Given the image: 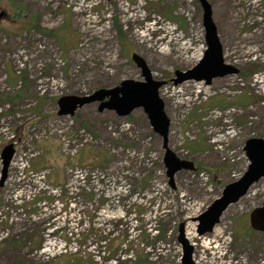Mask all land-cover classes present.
<instances>
[{
	"label": "rangeland",
	"instance_id": "374dc122",
	"mask_svg": "<svg viewBox=\"0 0 264 264\" xmlns=\"http://www.w3.org/2000/svg\"><path fill=\"white\" fill-rule=\"evenodd\" d=\"M208 2L224 62L239 71L174 86L175 72L205 51L196 0H0V132L25 140L2 185L0 156V264H180L181 224L195 264H264V233L251 232L248 219L263 202L264 179L213 232L198 237L193 222L244 171L246 140L264 139V0ZM132 53L164 83L170 150L197 168L177 173L173 188L161 139L141 109L130 121L99 113L98 104L57 116L58 97L142 82ZM227 131L232 138L217 140ZM73 151L71 161L95 177L67 173ZM21 153L31 164L25 174ZM44 169L61 195L32 177Z\"/></svg>",
	"mask_w": 264,
	"mask_h": 264
},
{
	"label": "water",
	"instance_id": "95a60500",
	"mask_svg": "<svg viewBox=\"0 0 264 264\" xmlns=\"http://www.w3.org/2000/svg\"><path fill=\"white\" fill-rule=\"evenodd\" d=\"M202 11V26L206 50L196 66L185 72H175L173 84L179 85L186 81L204 82L210 85L212 80L238 73V70L226 65L223 60V48L219 40L217 27L212 18L211 6L207 0H197ZM134 65L140 69L144 81H123L112 89H100L90 96H65L57 101L59 117H72L74 113L92 103H100L98 111L114 112L118 117L125 118L134 110L142 109L153 132L162 139L163 157L169 185L174 187V176L180 171H194L192 162L179 160L168 147L170 121L164 113L163 101L159 98L158 90L164 85L152 79L151 72L145 61L137 54L131 55ZM245 156L249 162L243 176L223 189L221 196L207 210L193 221L198 223L197 234L203 236L211 233L220 222L226 209L244 197L248 190L264 178V140L249 139L244 145ZM14 154L11 145L2 150V182L6 179L7 170ZM250 227L256 232H264V201L261 207L250 214ZM178 243L181 245V264H195L192 259L193 248L184 237L183 224L178 229Z\"/></svg>",
	"mask_w": 264,
	"mask_h": 264
},
{
	"label": "built area",
	"instance_id": "2783aa9c",
	"mask_svg": "<svg viewBox=\"0 0 264 264\" xmlns=\"http://www.w3.org/2000/svg\"><path fill=\"white\" fill-rule=\"evenodd\" d=\"M2 135H4L7 139H12L13 138V136L9 133V131L7 129H4L2 131ZM71 172H72V174L75 177H81V178H83V176H86L88 174L87 171H82V170H74V171H71ZM91 175H92V177H95L94 174H91ZM41 178H43V176H41ZM53 192L56 193L57 190H54Z\"/></svg>",
	"mask_w": 264,
	"mask_h": 264
},
{
	"label": "trees",
	"instance_id": "16d2710c",
	"mask_svg": "<svg viewBox=\"0 0 264 264\" xmlns=\"http://www.w3.org/2000/svg\"><path fill=\"white\" fill-rule=\"evenodd\" d=\"M170 19V18H169ZM36 30H38L40 33H44V34H46L47 32H45V31H42V30H40V29H36ZM120 39L123 41V36H122V33H120ZM257 70L258 71H261V69L259 68V67H256L255 68V71L254 72H257ZM250 74V73H249ZM19 94H21V93H17L16 94V96H12V97H7V98H5L4 99V101H10L11 99H18V98H20V95ZM18 97V98H17ZM14 104V103H13ZM129 120H132L131 118H129Z\"/></svg>",
	"mask_w": 264,
	"mask_h": 264
}]
</instances>
